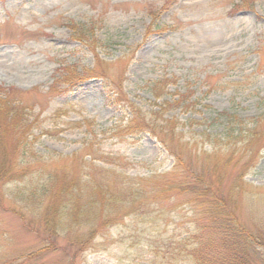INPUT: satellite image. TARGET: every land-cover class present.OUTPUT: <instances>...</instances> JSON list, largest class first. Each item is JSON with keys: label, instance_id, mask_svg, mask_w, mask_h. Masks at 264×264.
I'll list each match as a JSON object with an SVG mask.
<instances>
[{"label": "rangeland", "instance_id": "obj_1", "mask_svg": "<svg viewBox=\"0 0 264 264\" xmlns=\"http://www.w3.org/2000/svg\"><path fill=\"white\" fill-rule=\"evenodd\" d=\"M80 27L88 31L87 44L80 40ZM155 28L166 31L144 40ZM263 41L264 0H0V87L28 92L27 104L41 114L36 132L41 154L71 156L97 137L107 154L130 164V177L164 174L172 171L174 158L152 135L119 141L106 134L130 118L113 92L123 88L125 97L141 109L157 111L147 86L175 77L178 85L170 90L193 91L199 113L174 110L165 117L196 120L183 130L199 140L204 134L221 135L224 125L214 120L218 114L253 120L264 113V69L259 66ZM71 73L87 80L51 95L55 80ZM61 109L67 115L57 119ZM83 120L96 125L86 127ZM68 122L83 125L71 129ZM245 181L262 189L255 193L262 198L250 199L242 212L244 223L256 230L264 222V151ZM25 185L0 184V264H152L157 258L164 264L172 250L159 248L153 242L157 235L166 231L164 239H182L194 229L190 208L173 200L161 210L166 213L161 227L152 230L146 222L127 218L84 253L62 240L38 258L37 251L51 243H44L41 232L27 229L8 209L12 193ZM153 243L158 246L152 248ZM175 263L186 264L184 259Z\"/></svg>", "mask_w": 264, "mask_h": 264}, {"label": "trees", "instance_id": "obj_2", "mask_svg": "<svg viewBox=\"0 0 264 264\" xmlns=\"http://www.w3.org/2000/svg\"><path fill=\"white\" fill-rule=\"evenodd\" d=\"M78 29L81 42L86 43L88 31L85 27ZM155 29L147 32L144 40L166 31ZM259 50V66L264 69V41ZM86 80L78 73L65 74L55 80L50 94L59 96ZM178 82L173 77L149 83L147 90L155 98L157 111L141 109L125 97L123 88L113 92L130 118L126 124L109 128L106 134L120 141L148 133L175 162L169 173L134 178L127 174L130 164L120 156L107 154L97 137L71 156L41 154L36 135L42 125L41 114L27 104L28 92L0 87V184H26L17 188L13 197L8 193V209L27 229L41 232L44 243H51L37 251L38 258L53 252L62 240L84 253L127 218L146 222L152 230L161 227L160 217L166 215L161 210L166 202L176 200L190 208L194 229L182 239H164L166 231L157 235L153 242L161 245L153 243L152 248L172 250L164 256V264H176L179 259L186 264H264V222L252 230L242 220L244 204L262 198L255 197L262 189L247 184L245 177L257 167L264 151V113L253 120L241 119L236 113L218 114L214 120L222 121V134H204L199 140L183 130L196 120L182 122L164 115L174 110L199 113L198 104L192 101L193 91L182 94L170 90ZM66 115V109H61L56 118ZM82 122L89 128L96 125L95 121ZM82 122L68 125L78 129ZM3 201L2 197L0 205ZM260 220L264 221V216ZM146 242L151 240L146 238ZM152 264H160L159 259Z\"/></svg>", "mask_w": 264, "mask_h": 264}]
</instances>
